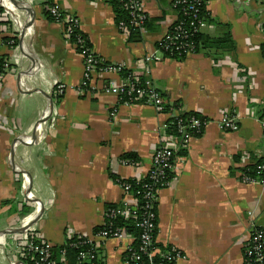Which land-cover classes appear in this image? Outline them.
<instances>
[{"label": "crops", "instance_id": "obj_1", "mask_svg": "<svg viewBox=\"0 0 264 264\" xmlns=\"http://www.w3.org/2000/svg\"><path fill=\"white\" fill-rule=\"evenodd\" d=\"M4 1L13 8L0 35L18 33L19 49L0 47L12 66L0 84V233L34 205L16 179L24 173L41 209L34 223L43 241L53 247L83 236L102 247L105 264H124L129 240L101 241L94 230L104 223L105 205L123 198L116 180L149 169L154 147L170 136V115L149 104H119L108 83L117 75H95L78 93L83 59L63 24L46 17L47 0ZM139 1L149 23L126 36L105 0H52L78 18L97 56L133 69L154 55L149 76L157 90L179 111L208 118L201 136L180 148L172 179L158 191L156 242L185 255L173 264H242L248 212L264 227V184L241 177L242 168L264 157V119L257 115L264 107V0H206L218 23L203 32L218 37L229 28L232 44L182 61L157 49L177 18L173 0ZM24 22L30 28L21 35ZM60 82L65 88L55 98ZM223 112L237 119V129L219 126ZM126 152L136 154L139 168L119 164Z\"/></svg>", "mask_w": 264, "mask_h": 264}, {"label": "built area", "instance_id": "obj_2", "mask_svg": "<svg viewBox=\"0 0 264 264\" xmlns=\"http://www.w3.org/2000/svg\"><path fill=\"white\" fill-rule=\"evenodd\" d=\"M183 2L186 3L187 1L185 2L184 0ZM201 2L202 0H191L187 2V5L184 8L185 12L193 13L192 16L193 21L191 22V25H194L195 31H203L206 28V26H209V24H206L205 22L196 20V6L199 5ZM0 6L3 8L2 15L7 16L8 18V11L13 8L12 2L9 1L8 4L4 0H0ZM127 8L130 11L133 18L131 20L132 27L142 30L143 29L141 26L142 20L146 17V15L142 12V3L139 0H128ZM47 11L48 14L51 16L52 20L63 24V36L65 37L66 40L71 42L75 47V44L72 42L71 38L73 31L75 29H79L78 18L73 14L63 11L56 4H51L50 6H48ZM26 24L27 22H24V26ZM117 26L126 36L130 35L131 33L130 29L126 27L123 23L120 22L118 23ZM28 28H30V26H28L26 30ZM177 29L178 32L170 36L167 32L164 39L171 41V44L174 45L172 49L169 47V51L171 53L181 51L186 53L187 55L190 50V45L186 42L185 43L180 42V40L185 36V34L184 31L181 30L179 26H177ZM17 36L18 33H11L10 36V38H12V40L10 41L11 45H8L9 47L15 48L16 50L19 49L18 44L17 43L14 44L15 38H17ZM164 39L157 45L158 51H160L159 49L160 47L169 46L163 44ZM76 42L79 43L80 40H76ZM177 42L179 44L175 45V43ZM2 45L3 43L0 40V47ZM77 52L81 54L84 64L83 77L77 87V92L80 94H83L89 90L91 80L95 75L108 74V75L118 76L119 70L121 68H126L123 64L112 63L105 60L102 57L97 56L92 49L90 51L82 50ZM156 59L157 58H155L154 55L145 56L144 58H139L135 62L136 67L133 68L135 70L138 71L140 70L144 72V74L146 75L144 84L146 88H148L147 90L146 89L136 90V88H134L135 85L133 83H129L128 80L126 79L127 83L125 84V81L123 82V79H121V77L119 76H118L119 77L118 81L111 80L108 83L112 87V90L116 92L118 96L121 93L130 95L131 93L136 92L139 97L145 98L144 104L153 105L160 112L168 113L170 115V118H173L177 116L178 115L177 113L180 111L175 105L172 104H170L171 106L168 108V111H163L162 97L159 91L157 90V88L154 86L149 76L150 65L153 61H156ZM98 62H107V64H104L96 68L95 65ZM6 65L9 64L6 62ZM6 67L7 68L3 72H0V84L2 82L3 77L12 68V66H6ZM64 88H65L64 83L62 82L57 83L55 85L54 97L56 98L57 96L61 95L63 93ZM119 104H127V103H119ZM263 106H264V102L262 103V107ZM111 115H114L115 117V111H113ZM207 122L208 121L201 122L198 119L191 118L189 124L184 125L182 124L181 120H179L178 121L179 137L170 135L167 137L166 142H159L158 145L154 147L151 153V165L145 174L135 173L125 178H119L116 180V183H118V185L121 187V190L123 192V198L120 202L119 208L108 209L104 211V223H103L104 228L94 233V236L97 239L101 241L108 239L129 240L126 246V251L132 250L131 244L134 241L135 237L132 234H129L124 227H117L114 229L105 228L106 218H113L114 216H119L124 220H129L131 217H133L138 207V200L131 193L130 190L131 182L133 181L135 183L142 182L146 178H150L154 182H158L159 179L164 178L165 170L166 169L174 170V167L176 165L177 155H175V152L179 148L177 145L178 141L180 140V142L184 146L189 142V140L193 136L190 132H186L185 128L188 126L191 129L200 130L201 127L202 128L205 127ZM219 126L225 130H230V131L235 130L237 129L238 126L237 119L234 116H231V114H229L228 112H223L219 119ZM175 137L177 139V142H174ZM39 141H40L39 137L32 139L33 143ZM119 164L124 167L139 168L138 160L120 158ZM241 177L245 182L248 183L264 184V162L256 165L255 176L249 177L244 175L242 172ZM16 179L20 183V189L23 196L27 200L33 201L34 205L29 211H27L19 218L17 224L14 227L6 230L4 233H0V257L8 258L9 260H11V262H15L18 264L20 261H22L23 258H27V257L35 259V264H62L63 256L61 255V258L59 259H54L51 257V252H50L51 246L47 242L43 241L41 233L38 231L34 223V220L40 214V207L39 204L37 203L36 198L29 189L27 176L24 173H20V176L16 177ZM168 183L169 181L167 182L163 181L161 184L163 187H165ZM144 187H145V192L143 194V198L146 201L145 208H147L149 212L145 213V216L139 222V225L143 230L140 235V240L142 242V248H141L142 250H146V248L155 241V237L151 235V231L154 229V224L152 223V220H154L155 218V212L152 211V209L154 210L155 204H157L156 203L157 194L158 191L161 189V188L154 189L152 185L149 186L146 184L144 185ZM248 216L250 217V222L248 225V240L243 245L242 264H264V252H263L264 227L258 226L256 221H254V217H256L254 211H249ZM14 230L17 231L15 232ZM87 240L91 242V240H89L88 238ZM156 253H160V250L154 248L149 252V256H152L153 254ZM162 256L165 260L169 262V264H173L178 260L185 259V255L178 248L174 246H171L170 250L163 252ZM91 257L92 256L87 253L80 254V258L82 259H87ZM132 257L134 260L139 259V255L135 253L132 254ZM124 264H128V261L124 260Z\"/></svg>", "mask_w": 264, "mask_h": 264}, {"label": "trees", "instance_id": "obj_3", "mask_svg": "<svg viewBox=\"0 0 264 264\" xmlns=\"http://www.w3.org/2000/svg\"><path fill=\"white\" fill-rule=\"evenodd\" d=\"M111 7L114 19L116 23H123L126 27H128L131 31L130 35L132 36L133 33L136 32V28H133L131 25L132 15L130 11L127 8L128 0H105ZM184 0H173L172 2V8L176 13V20L174 23L170 26L168 30V34L173 35L176 32H178L177 26L180 27L181 30L184 31L185 36L180 40V42H186L190 45L189 53H199L203 51L205 54H209V50H212L214 48H224L227 46H230L232 44V38L230 34L229 28H226V30L219 35L218 37H211L208 34H206L203 31H195L194 25H191V22L193 21V13L185 12L184 8L187 5V2L191 0H185L186 3L183 2ZM53 4L52 0H47L45 3V10L44 13L48 19H52L51 16L48 14L47 7ZM3 8L0 6V32L2 30V26L8 24V18L5 15H2ZM196 20L205 22L206 24H214L218 23L212 16L210 15L207 6H206V0H202V2L196 6ZM149 23V18L146 16L142 20V28H145ZM263 30H264V26ZM0 40L3 44L11 45L10 41L12 38L10 37H1ZM72 42L75 44L77 51H90L92 49V45L88 39V36L80 31L79 29H75L72 33ZM76 40H80L79 43L76 42ZM17 43L16 39L14 41V44ZM164 45H169L168 47H160V53L163 57L172 58L178 61H182L186 53L177 51V52H170L169 47L172 49L174 45L171 44V41L164 39L163 41ZM179 44L178 42L175 43V45ZM262 53L264 55V45L261 46ZM98 58V57H97ZM6 60L3 56H0V72H3L7 67L10 65H6ZM104 64H107V62H98L95 67L98 68L99 66H102ZM118 76L123 79V82H126V79L129 83H133L135 86L134 88L137 89H148L146 88L144 81L146 78V75L142 71H138L132 68H121L119 70ZM159 91V90H158ZM161 97H162V105H163V111H168V108L171 106L170 102L166 99L163 93L159 91ZM119 103H127V104H144V97H139L136 92L128 94H119ZM178 115L170 118L166 123V133L171 136L179 137L178 133V121L181 120L182 124L188 125L191 118H195L203 121H208V118L205 116H202L201 114H198L196 112L192 111H180L177 113ZM257 115L260 119H264V107L260 108L257 111ZM186 132H190L193 136L199 137L201 136L203 132V128L201 127L200 130L191 129L188 126L185 128ZM181 147H184L180 143V147L178 150H176L175 155H179L183 153V149H180ZM121 158L125 159H131V160H137L138 157L133 152H126L124 153ZM173 162V161H172ZM264 157L258 158L253 164L247 165L244 168H242V172L244 175L253 177L256 173V165L263 163ZM173 177V170L172 169H166L165 170V176L164 178H161L158 180V182H154L150 178H146L142 182L135 183L134 181L131 182V193L133 196L138 200V207L136 210V213L133 217H131L129 220H124L123 218L119 216H114L113 218H106L105 228L108 229H114L117 227H124L126 231L129 234H132L135 239L131 244L132 250L131 251H125L123 253V260L128 261V264H169L167 260H165L162 256V253L165 251L170 250L171 246H163L156 242V235L158 230V216H157V204H155L154 210L155 212V218L152 220V223L154 224V229L151 231V235L155 237V241L146 248V250H142V242L140 240V235L142 233V228L139 225V222L141 219L145 216V213H148L149 211L147 208H145L146 201L143 198V194L145 192L144 185H149L154 189H160L162 188V182L164 181H170ZM120 207V203L114 204V203H108L105 205V211L108 209H117ZM104 228V225H101L100 227H97L94 230V233L98 232ZM154 248H157L160 250V253L153 254L152 256H149V252L153 250ZM51 257L54 259L61 258V255L63 256L62 264H105V257L103 256L102 247L98 246L93 241H88L87 238L82 236H76L68 241H66L61 246H53L50 249ZM264 252V250H263ZM81 253H87L91 255V258L82 259L80 258ZM135 253L139 255L138 260H134L132 257V254ZM23 264H35V259H32L30 257L23 258L22 259Z\"/></svg>", "mask_w": 264, "mask_h": 264}, {"label": "water", "instance_id": "obj_4", "mask_svg": "<svg viewBox=\"0 0 264 264\" xmlns=\"http://www.w3.org/2000/svg\"><path fill=\"white\" fill-rule=\"evenodd\" d=\"M28 26H30L29 23H27V24L24 26V29H23V31L21 32V35L24 34V32L26 31V28H27ZM33 139H35V138H33ZM40 214H41V209H40ZM40 214L37 216V218L40 216Z\"/></svg>", "mask_w": 264, "mask_h": 264}]
</instances>
